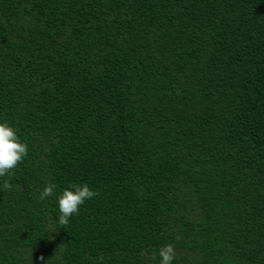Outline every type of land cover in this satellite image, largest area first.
<instances>
[{
  "label": "trees",
  "instance_id": "obj_1",
  "mask_svg": "<svg viewBox=\"0 0 264 264\" xmlns=\"http://www.w3.org/2000/svg\"><path fill=\"white\" fill-rule=\"evenodd\" d=\"M0 120V264H264V0H0Z\"/></svg>",
  "mask_w": 264,
  "mask_h": 264
},
{
  "label": "clouds",
  "instance_id": "obj_2",
  "mask_svg": "<svg viewBox=\"0 0 264 264\" xmlns=\"http://www.w3.org/2000/svg\"><path fill=\"white\" fill-rule=\"evenodd\" d=\"M29 145L22 141L18 135V130L6 120H0V177L10 174L28 154ZM7 184L8 181H5ZM57 184L49 182L44 185L39 193V199L45 200L53 195ZM96 191L89 187L87 183H70L69 187L62 189L57 195L56 203L59 210L58 223L66 225L70 222V217L79 211L87 199L96 195ZM160 257L159 264H172L175 259V248L172 243H166L158 250ZM38 259L43 260L41 255Z\"/></svg>",
  "mask_w": 264,
  "mask_h": 264
},
{
  "label": "bare ground",
  "instance_id": "obj_3",
  "mask_svg": "<svg viewBox=\"0 0 264 264\" xmlns=\"http://www.w3.org/2000/svg\"><path fill=\"white\" fill-rule=\"evenodd\" d=\"M111 4V3H110ZM129 4V2H128ZM114 5V4H113ZM117 5V4H116ZM126 5V4H125ZM130 5V4H129ZM65 6V5H64ZM94 7V6H93ZM135 7V6H134ZM114 8V7H113ZM131 8V7H130ZM117 10V9H116ZM115 11V10H114ZM116 12V11H115ZM108 14V13H107ZM101 27V26H100ZM103 27V26H102ZM64 28V27H63ZM104 38V37H103ZM101 41V40H100ZM79 44V43H78ZM103 44V43H102ZM81 48V47H80ZM94 48V47H93ZM99 49V48H98ZM54 51V50H53ZM73 57V56H72ZM76 60V59H75ZM87 63V62H86ZM131 90V89H130ZM159 91V90H158ZM167 91V90H166ZM139 92V91H138ZM126 93V92H125ZM122 94V93H121ZM146 99V98H145ZM214 99V98H213ZM127 100V99H126ZM152 101V100H151ZM158 102V101H157ZM94 103V102H93ZM143 103V102H142ZM156 104V103H155ZM213 104V103H212ZM221 104V103H220ZM141 106V105H140ZM97 107V106H96ZM95 108V107H94ZM149 108V107H148ZM180 111V110H179ZM93 115V114H92ZM144 121V120H143ZM196 123V122H195ZM119 128V127H118ZM193 145V144H192ZM189 152V151H188ZM130 178V177H129ZM114 186V185H113ZM113 190V189H112ZM109 194V193H108ZM101 197V196H100ZM54 200V199H53ZM96 201V200H95ZM107 212V211H106Z\"/></svg>",
  "mask_w": 264,
  "mask_h": 264
}]
</instances>
